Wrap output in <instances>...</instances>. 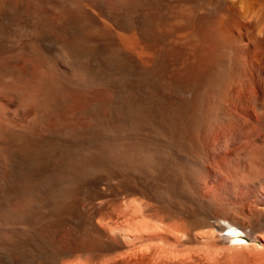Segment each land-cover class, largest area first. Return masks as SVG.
Wrapping results in <instances>:
<instances>
[{
  "label": "bare ground",
  "instance_id": "bare-ground-1",
  "mask_svg": "<svg viewBox=\"0 0 264 264\" xmlns=\"http://www.w3.org/2000/svg\"><path fill=\"white\" fill-rule=\"evenodd\" d=\"M0 264H264V0H0Z\"/></svg>",
  "mask_w": 264,
  "mask_h": 264
},
{
  "label": "rangeland",
  "instance_id": "rangeland-1",
  "mask_svg": "<svg viewBox=\"0 0 264 264\" xmlns=\"http://www.w3.org/2000/svg\"><path fill=\"white\" fill-rule=\"evenodd\" d=\"M228 234H231V232H228ZM243 237H244V239H239V240H241L240 243H241V244H247V243H248V242H247L248 239H247L244 235H242L241 238H243ZM233 239L236 240V238H233ZM249 243H251V241H250ZM251 250H252L251 247H250L249 249H246L247 253H248V251H251ZM243 251L245 252V250H243ZM243 251H241V252H243ZM244 252H243V253H244ZM251 253H252V251H251ZM251 253H249V254H251Z\"/></svg>",
  "mask_w": 264,
  "mask_h": 264
}]
</instances>
